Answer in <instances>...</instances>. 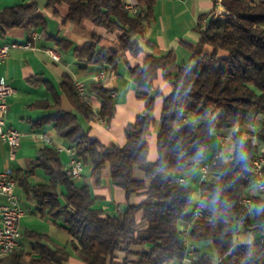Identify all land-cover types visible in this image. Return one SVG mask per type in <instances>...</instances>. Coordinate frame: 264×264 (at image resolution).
Here are the masks:
<instances>
[{"label":"trees","instance_id":"1","mask_svg":"<svg viewBox=\"0 0 264 264\" xmlns=\"http://www.w3.org/2000/svg\"><path fill=\"white\" fill-rule=\"evenodd\" d=\"M61 2L67 4L64 23L88 21L119 32L116 47L95 50L101 36L93 34L80 50L74 48L86 54L89 63L109 65L117 72L119 51L141 54L136 36L152 19L155 0H138V14L128 11L123 0H46V6ZM220 4L223 17L214 18L211 13L199 17L198 41L187 45L189 58L175 71L169 69L175 62L172 52L158 57L144 54L139 62L127 63L144 111L126 125L122 146L101 142L79 123L78 114L88 120L94 113L71 76L63 73L61 88L77 113L57 108L35 124H52L76 157L90 166L96 184L108 167L112 184L125 193L126 206L116 214L96 208L97 197L89 186L77 185L61 167L58 152L42 147L28 170L12 175L33 196L41 214L62 220L69 240L51 246L41 242L39 233H31L36 255L13 252L0 264H63L71 253L85 264H264V192L251 196V210L241 201L253 187V159L264 145V0H220ZM39 24L44 20L34 4L8 7L0 13L2 33L19 26L30 34ZM158 71L170 85L167 94L148 92ZM91 89L100 98L98 116L109 122L115 111L113 90L100 81H94ZM155 96H162V104L157 157L151 161L147 136L153 126ZM250 115L261 117L255 132L241 129ZM212 132L219 138L230 136L232 151L226 161L220 156L206 163L207 178L199 182L200 197L190 210L193 190L187 177L205 158ZM37 168L44 170L47 180L31 183L28 178ZM134 168L143 171L147 183L133 177ZM61 195L64 205L59 202ZM135 196L143 199L131 203ZM179 222L190 223L187 243ZM241 232L254 238L237 241L235 236ZM197 242H208L212 254L197 247ZM138 246L148 249L135 250Z\"/></svg>","mask_w":264,"mask_h":264},{"label":"crops","instance_id":"2","mask_svg":"<svg viewBox=\"0 0 264 264\" xmlns=\"http://www.w3.org/2000/svg\"><path fill=\"white\" fill-rule=\"evenodd\" d=\"M123 3L136 5L138 0H123ZM29 4L36 5L37 13L43 18L44 24L37 25L30 34L19 26L12 27L5 33L0 31V44L25 43L27 41L31 43L28 48L10 49L6 60L0 64V78L12 88L11 94L7 97L6 125L20 132V146L13 160L8 159V145L0 140V172L9 168L14 175L28 170L42 147L55 149L56 146L62 148L68 146V142L52 124H35L39 118L52 114L57 108L65 112H76L71 100L61 88L63 73H68L74 82L79 81L84 85L85 94L82 96L91 105L94 113L88 120L78 114L79 123L83 127L90 128V135L98 138L101 142L122 146L126 140V125L144 111V101L137 97L139 89L136 88L129 75L127 63L139 62L144 54L158 57L172 52L175 62L169 69L175 71L176 65L189 58L190 53L187 45H195L198 41L197 23L199 17L212 13L216 8H221L219 7L220 0L215 3L213 0H155L152 19L144 23V32L136 36L141 54L132 56L128 51H119L117 72H114L111 71L109 65L89 63L87 55L75 52L74 48L80 50L85 43L92 40L93 34L101 36L95 50L101 46L116 47L115 38L119 34L118 31L108 32L102 26L88 21H83L80 25L64 23L63 18L67 13V4L64 2L47 7L46 0H0V13L8 7ZM34 31L38 36L33 40L31 33ZM47 48L55 49L59 53L60 59L53 60L46 52ZM101 73H103V77L98 81L106 88L113 90L115 102L114 115L109 122L98 116L100 98L91 89V84L97 81L95 76ZM156 91H160L162 94H167L170 91V85L162 77L161 71H158L153 88L148 92L153 94ZM161 104L162 96H155L151 111L153 126L147 136L149 145L147 157L151 161L157 157L156 135L160 125ZM42 135L50 138L52 144L43 141L40 138ZM221 139L219 145L222 143ZM226 143L225 141L224 147ZM57 152L61 167L66 171L69 155L64 149ZM216 153V150L212 152L211 160ZM83 171L84 169L81 176L75 178L74 182L77 185L87 184L89 186L91 193L97 197L96 208L109 214H116L125 208V193L120 187L112 184L108 167L102 170L99 184H96L91 177L90 166L89 181L84 182ZM133 177L145 180L144 173L139 168H134ZM28 180L31 183L44 182L47 180V176L43 169L37 168L34 176L29 177ZM145 182L147 183L146 180ZM60 190L65 193L64 186H60ZM16 193L25 210V215L20 221L21 236L19 246L14 252L35 256L36 253L33 249L35 239L31 236V233L35 232L41 235V242L51 246L65 245L69 240V235L62 220L46 213L41 214L36 209L37 205L33 196L27 193L18 182ZM142 199V196H135L130 199V202L137 204ZM198 200L199 198L195 202L197 203ZM3 201L4 197L0 195V202ZM59 202L64 205L62 195L59 196ZM184 226L185 223L179 222V229L185 230ZM253 238L254 236L250 233H239L235 236L237 241H251ZM134 249L146 250L148 248L138 246ZM117 257L122 258V254L118 253ZM63 264L85 263L71 253ZM128 264L137 263L129 262Z\"/></svg>","mask_w":264,"mask_h":264},{"label":"built area","instance_id":"3","mask_svg":"<svg viewBox=\"0 0 264 264\" xmlns=\"http://www.w3.org/2000/svg\"><path fill=\"white\" fill-rule=\"evenodd\" d=\"M124 7L133 14L139 13V10L135 5L124 4ZM219 7L221 8H216L211 13L214 18L223 17L225 14L221 4ZM37 36L38 34L35 31L31 33V39L34 40L37 38ZM30 46V41L25 43L10 42L0 44V64L6 60L10 49L16 47L28 48ZM46 52L52 57L53 60L58 61L60 59V55L55 49L47 48ZM101 77H103V73L96 75L95 80L98 81ZM74 83L79 94L84 95V85L79 81H75ZM11 92V86L0 78V140L8 145L9 160H13L15 158L16 151L20 146V132L12 127L7 126L5 121L7 97L11 94ZM40 138L46 143L50 145L52 144L50 138L43 135L40 136ZM227 139L228 137L223 138V140ZM55 149L59 152L64 149L68 153L69 158L66 172L74 179L79 178L82 174L83 162L80 158L76 157L73 149L69 146L64 148L56 146ZM262 151L264 150H260V152L253 159L252 184L255 189L264 192V155H262ZM220 156L221 153H216L211 162L214 163L215 159ZM200 173L201 180L207 178L206 164L201 166ZM16 185L17 182L13 178L12 171L9 168L0 172V195L4 197V201L0 202V262L13 253L19 246V238L21 236L19 225L21 219L25 215V210L20 203L19 197L17 196ZM241 201L249 210L252 209L253 201L249 195L245 194ZM182 237L187 243L188 232L183 230Z\"/></svg>","mask_w":264,"mask_h":264},{"label":"rangeland","instance_id":"4","mask_svg":"<svg viewBox=\"0 0 264 264\" xmlns=\"http://www.w3.org/2000/svg\"><path fill=\"white\" fill-rule=\"evenodd\" d=\"M260 116H254V115H250L245 123L241 126V129H243L244 131H257L258 128L260 127ZM228 137L227 140H223V138ZM230 136H224L221 139V142L223 143V141H226L227 143L225 144V147L222 146V150H221V156L226 160L229 159L230 157V153L232 151V144L230 141ZM220 143V138L217 136V134L215 132L211 133V138H210V146L207 150V154L205 156V158L203 159V161L198 162L192 173L189 174V176L187 177V183L188 185L192 188L193 192H192V199H191V204H190V210H193L195 208L196 202L195 200H197L199 198V187L198 184L201 181V176H200V165L202 163H208L209 161H211V156H212V152H214L215 150H217L218 146ZM260 150H264V145H260ZM84 171V182L85 181H89L90 177H89V166L88 165H84L83 167ZM82 182V183H84ZM247 195H249L250 197L254 194H261L260 191H258L257 189H255L254 187H251L247 190L246 192ZM189 227H190V223H186L184 226V229L188 232L189 231ZM244 233V232H241ZM195 245H197V247L203 249L205 252H208L209 254H212V250L211 247L209 245L208 242H197L195 243ZM170 264H177L176 262L170 263Z\"/></svg>","mask_w":264,"mask_h":264},{"label":"clouds","instance_id":"5","mask_svg":"<svg viewBox=\"0 0 264 264\" xmlns=\"http://www.w3.org/2000/svg\"><path fill=\"white\" fill-rule=\"evenodd\" d=\"M241 143H242V141H241ZM241 157L243 158V153H241Z\"/></svg>","mask_w":264,"mask_h":264}]
</instances>
